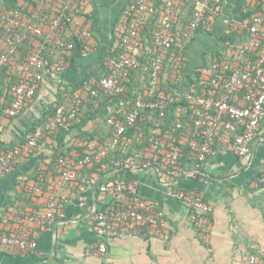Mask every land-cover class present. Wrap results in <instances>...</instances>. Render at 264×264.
Masks as SVG:
<instances>
[{
  "label": "built area",
  "instance_id": "obj_1",
  "mask_svg": "<svg viewBox=\"0 0 264 264\" xmlns=\"http://www.w3.org/2000/svg\"><path fill=\"white\" fill-rule=\"evenodd\" d=\"M8 1L10 0H0V24L6 23V32L0 35V45L7 48L5 51H0V67L11 63V57L18 46L27 39L25 34L17 32L26 27L28 32L36 36L44 35L51 41V51L60 54L54 66L57 70L63 68L66 65L63 57L75 47V42L66 39L63 32L67 27L66 24L72 23L78 0H62L65 11L71 16L64 19L62 16L55 17L46 31L21 21L17 11L4 7ZM49 1L51 0H41L38 10L42 11ZM221 1L164 0L159 21L152 33L153 49L150 54L152 73L150 89L146 92L148 97L152 99L155 96L159 75L166 62L169 76L172 79H179V72L186 67L184 60L186 47L198 32L213 31ZM253 1L264 2V0ZM185 4L190 10V18L182 37H179L177 15ZM156 12L154 0H136L129 5L119 28L118 44L121 45L122 51L111 65L112 74L110 77L102 78L97 87L85 85L86 93L89 92L93 97L123 93V87L119 83L128 75L130 68L135 69L138 66L137 57L142 47L143 25L146 18ZM33 16H36V13ZM235 31L238 35L247 31L246 40L242 42L240 38L231 45L220 56L221 65L216 59L210 64L208 76L201 79L202 88L199 93L190 86L188 93L183 96L192 108L188 122L185 125L176 124L172 130L177 132V135L169 136V141H165V138L152 141L151 154L134 152L128 162L131 173L147 167L163 173L165 180L162 186L166 189V194L188 207L191 221L201 231L205 230V226L199 218L208 213L211 207L200 193L176 189L175 181L190 172L180 165L184 146L187 141H191L190 147L196 153L193 158L199 163L215 154L219 147L229 149L240 157L250 156L251 144L255 141L259 123L264 121V4L260 12L253 14L248 23L237 26ZM78 32L84 40L82 50L88 54L91 50L89 33L83 29H79ZM229 59L232 61L228 62ZM45 64L41 46H37L23 64H13L12 74L17 76L19 83L12 89L13 102L9 108L4 109V116L8 118L19 116L26 103L34 99L38 85L43 80ZM221 89L223 93L219 95ZM173 101V97L164 94H160L157 101L139 97L126 115L124 123L108 120L115 129V136L108 143L100 148L94 143H83L87 155L81 161L60 158L56 163L60 174L58 176L47 174L48 191L45 206L41 213L30 217L29 220L38 226L51 224L57 215L59 204L67 202L66 197L70 191L77 189L79 192H84L88 187L98 183L100 194L109 201L94 209L91 214L95 232L101 239L97 247L99 256L102 257L107 253L104 242L107 235L122 237L132 234L146 238H161L165 231L162 213L153 202L136 196V184L133 180L125 182L124 179L120 180L117 177L116 180L111 181V177L115 179L116 171L104 174L100 178L95 175L91 179H85L80 185L78 180L82 177L80 169L83 166L90 165L116 148L125 150L129 146V141L123 135L126 126L135 125L140 111L158 110L164 117L166 106ZM82 103L80 94L65 98L57 107L54 116L49 117L45 125L33 130L25 145L1 154L0 177L8 175L29 158L46 132L67 130L69 122L76 119ZM198 166L199 164L196 165L197 168ZM194 172L201 173L199 170ZM62 189L68 193L67 196H61ZM27 190L33 194L41 193L39 186L28 187ZM0 247L22 254L35 250L36 241L28 230L16 228L8 235L0 234ZM248 263L263 264L254 256L248 259Z\"/></svg>",
  "mask_w": 264,
  "mask_h": 264
},
{
  "label": "crops",
  "instance_id": "obj_2",
  "mask_svg": "<svg viewBox=\"0 0 264 264\" xmlns=\"http://www.w3.org/2000/svg\"><path fill=\"white\" fill-rule=\"evenodd\" d=\"M134 1L80 0L77 13L63 36L81 38L79 29L86 30L91 50L86 54L75 44L63 57L66 61L63 68L57 70L54 66L58 54L50 67L45 64L36 95L20 115L8 118L0 114V148L27 139L34 126L46 119L59 96L82 82L100 64L105 54L118 44L121 22ZM254 3L253 0H222L213 31L198 32L186 47V68L199 72L201 79L208 76L215 57L224 54L218 37L248 23ZM152 46L151 43L148 47L147 43V55L151 54ZM189 88L190 85L182 86L176 90L177 95L184 96ZM44 141L34 157L25 159L17 169L0 177V234L8 235L22 228L36 241L35 250L22 254L0 247V264H249L251 256L264 264V176L259 177L264 174V121L259 123L250 156L240 157L219 147L203 165L202 176L197 177L191 171L175 181L177 188L200 193L211 207L201 218L204 231L191 221L186 205L166 194L163 173L149 167L131 173L136 196L153 202L162 213L164 235L161 238L107 235L104 239L107 253L102 257L97 253L101 239L95 232L91 214L109 201L100 194L98 183L84 192L73 190L68 194L62 189L61 196L68 194L67 202L59 204L51 224L38 226L29 220L42 212L47 198L41 192L29 200L21 193L22 186L25 189L33 186L30 177L34 158L49 162L52 140Z\"/></svg>",
  "mask_w": 264,
  "mask_h": 264
},
{
  "label": "trees",
  "instance_id": "obj_3",
  "mask_svg": "<svg viewBox=\"0 0 264 264\" xmlns=\"http://www.w3.org/2000/svg\"><path fill=\"white\" fill-rule=\"evenodd\" d=\"M41 0H10L4 4V7L17 11L20 14V19L27 25H34L47 30L50 22L57 16L70 17V13L65 11L64 3L62 0H51L47 2L42 11H39ZM164 0H154L156 14L149 16L145 20L141 33V43H143L142 49L139 50L137 57L138 66L133 69L130 68L128 75L119 84L123 87L122 94L109 93L106 96L98 95L93 97L89 92L84 91L85 85H90L92 88L97 87L102 78L110 77L112 74L111 65L117 60L118 55L121 53L122 48L120 44L112 47L104 56L100 64L94 68L85 79L76 85L74 88L65 90L61 96H59L56 105L51 106L50 110L46 114V119L37 123L33 130L41 125H45L49 117H53L55 111L59 105L67 97H73L76 94H80L83 99L82 106L76 119L69 122L68 129H59L55 132H46L43 138L37 143L34 152L29 158L34 157L38 148L43 142H46V138H49L51 144L49 145V162L43 163L37 158L35 159V165L32 168L33 186H39L42 193L48 191L47 174L58 176L60 174L56 163L60 158L74 161H81L87 155L86 148L83 143H94L97 148L102 147L108 143L115 136L114 126L108 123V120L124 123L126 115L134 107L136 100L141 97L144 100H159V95L171 96L174 98L172 103H169L164 110V117H162L158 110L151 111L144 109L140 111L139 118L134 126H126L125 137L129 141V146L125 150L118 148L110 151L107 155L99 158L97 161L92 162L90 165H85L80 169L82 177L78 180L79 185L83 183L85 179H91L97 175L100 177L104 174L116 171L115 179L111 177L110 180L118 179L125 182L132 180L131 170L129 169L128 162L134 152H145L151 154V144L157 138H165V141H169V136L177 135L172 128L176 124L180 123L185 125L189 120L190 112H192L191 106L185 101L183 96L177 95L176 90L181 89L184 85H190L194 87V91L199 93L201 84V74L199 72L188 70L186 67L179 72V79H172L169 76L168 63L163 65L162 71L159 75V82L156 86L155 96L151 99L147 96L146 92L150 89V80L152 70L150 68V62L152 55H147L146 45L151 47L152 33L156 28V25L160 18V10ZM80 4V0L76 2V5ZM263 1L253 5V14L262 10ZM36 13V16L33 14ZM77 12H75L76 14ZM251 16V17H252ZM73 18V16H72ZM177 28L178 36L182 37L184 28L187 25L190 18V10L183 5L181 12L177 15ZM251 19V18H250ZM67 27L69 23L66 24ZM6 32V23L0 24V35ZM21 34H25L27 39L22 41L18 46L16 52L11 57V63L0 67V114H3L5 108H9L13 102L12 89L19 83V79L16 75L12 74L13 64H23L26 61L28 55L37 47L41 46L44 59L46 63L51 65L53 60L57 58L58 52H52V44L46 36H36L27 31L26 27L23 30H17ZM248 36L247 31H243L241 35H238L236 31H231L224 36L218 37L219 43L223 47V53L229 49L238 39L245 41ZM74 41L82 49L84 40L78 37L66 38ZM119 40V38H118ZM7 48L4 45H0V51H5ZM142 51V52H141ZM141 52V53H140ZM57 58V60L59 59ZM216 61L221 65V57H215ZM56 60V61H57ZM55 61V62H56ZM232 60L229 59L228 62ZM54 62V63H55ZM230 73V71L228 72ZM177 76V77H178ZM221 95L223 90H219ZM142 119V120H140ZM90 125V126H89ZM89 126V129L86 127ZM30 133V134H31ZM28 139V138H27ZM27 139L20 143H11L5 147L0 148V155L5 154L14 148H20L26 144ZM69 140V141H64ZM191 141H187L186 146L183 148V154L180 158V165L187 171L199 170L201 173H193L194 175L202 176V167L205 164L208 157L203 162H198L193 157L196 153L190 147ZM31 160V159H29ZM199 164V168L196 165ZM18 167V166H17ZM16 167V169H17ZM103 168H106L103 170ZM197 168V169H196ZM115 174V173H114ZM201 174V175H200ZM264 174L259 177H263ZM29 178V179H30ZM21 186V185H20ZM176 187L177 190L184 191L180 186ZM77 191V189H75ZM21 193L27 196L29 200H32L33 193L29 192L22 186ZM202 216L199 218L201 220Z\"/></svg>",
  "mask_w": 264,
  "mask_h": 264
}]
</instances>
